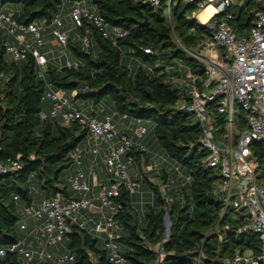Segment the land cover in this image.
Returning <instances> with one entry per match:
<instances>
[{
    "label": "trees",
    "instance_id": "1",
    "mask_svg": "<svg viewBox=\"0 0 264 264\" xmlns=\"http://www.w3.org/2000/svg\"><path fill=\"white\" fill-rule=\"evenodd\" d=\"M0 1L4 7H11L19 23H45L47 27L56 16L65 18L77 4H90L111 27L128 33L114 45L98 29L85 24L70 35L67 47L77 67H68L65 59L60 65L52 60L43 77L38 75L32 54L22 62L10 59L0 33V163L8 169L14 163L21 166L0 177V248L10 247L24 236L20 232L21 210L34 203L35 187L44 199L57 195L69 198L64 175L73 169V155L89 142L88 131L79 123L65 128L60 119L51 117L52 106L47 113L46 104L52 102L45 97L53 91L69 96L76 93V99L112 108L113 113L141 120L147 127L149 122L154 123L155 137L147 147L149 152L131 153L143 174L142 179L138 174L137 182L144 198L131 196L124 188L115 199L121 223L116 243L128 264H197L198 259L200 264H226L235 261L238 254L260 255L257 236L238 232L248 222L246 215L233 210L224 213L225 204L216 194L222 176L219 170L206 167L202 130L191 115L177 109L188 94L172 83V75L167 72L181 61L194 74L203 75L202 66L179 46L193 50L211 36L195 19L196 5L178 1L166 13L165 7L154 8L140 0ZM263 10L255 0H246L233 9L231 26L237 38L248 36ZM86 33L88 49L79 40ZM125 55L135 58V73L124 60ZM44 113L46 118H42ZM152 148L176 170L159 176L165 185L176 179L173 190L166 194L143 170L151 163ZM252 162L263 180L261 144L253 145ZM166 216L171 222L168 237ZM90 228L73 227L64 250L75 257L74 264H112L104 243L93 237ZM0 264L22 262L9 254L0 259Z\"/></svg>",
    "mask_w": 264,
    "mask_h": 264
},
{
    "label": "built area",
    "instance_id": "2",
    "mask_svg": "<svg viewBox=\"0 0 264 264\" xmlns=\"http://www.w3.org/2000/svg\"><path fill=\"white\" fill-rule=\"evenodd\" d=\"M140 1L154 8L165 7L168 11L178 1L196 5V21L211 33L193 50L179 45L188 58L202 66L203 75L194 74L183 62L167 72L172 75V83L188 94L177 109L191 115L200 126L201 145L207 151L206 167L219 170L222 176L216 194L225 204L224 213L233 210L245 214L248 222L238 232L253 233L261 246L258 257L247 252L238 254L235 261L226 264H264V179H259L257 166L252 162L253 145L261 144L264 150V10L257 14L248 36L237 38L231 26L235 20L233 9L246 0ZM255 2L264 8V0ZM208 8L214 13L205 22L200 21V14ZM85 24L98 29L114 45L128 35L120 28L111 27L102 16L82 4H77L65 18L56 16L52 25L47 27L45 23H19L0 1V33L5 37L7 54L14 62L25 61L32 54L40 77L49 63L57 59L55 56L50 59L49 54H42L35 48L34 44L40 48L45 45L42 33L51 31L61 48L58 58L66 59V65L75 68L77 63L69 59L68 42L70 35ZM87 33L79 39L85 49L90 47ZM28 36L33 37V43L27 41ZM45 99L52 102L51 117L60 119L63 127L79 123L88 131V147L73 155L74 171L67 178L69 198L57 195L43 199L38 206L23 207L20 232L24 236L10 247L0 248V259L12 254L20 258L22 264H74L75 257L64 250V242L73 227L85 230L89 223H93L92 235L104 243L109 262L128 264L116 243L121 223L117 218L120 207L115 199L124 188L131 196L140 189L128 169L135 160L131 155L133 150L149 152L143 143L149 133L148 127L136 120L132 136L120 135L111 117L103 120L90 117L76 109L60 92L50 91ZM42 118L46 115L42 114ZM102 144L106 146V155L100 163L99 158L104 152ZM90 155L94 159L86 161ZM20 168L18 163H14L11 169L0 163V177ZM100 168L110 180L108 187L99 182ZM97 187L99 191L95 194ZM93 209L100 217L97 221L86 219L84 215ZM200 262L198 259L197 264Z\"/></svg>",
    "mask_w": 264,
    "mask_h": 264
},
{
    "label": "crops",
    "instance_id": "3",
    "mask_svg": "<svg viewBox=\"0 0 264 264\" xmlns=\"http://www.w3.org/2000/svg\"><path fill=\"white\" fill-rule=\"evenodd\" d=\"M48 31H50V30H47L45 32L47 33ZM49 36H51L52 40L55 41V43L59 47V52H60L61 48L58 45V43L56 42V40L52 37L51 34ZM31 38H32V41L30 42ZM27 41H29L30 43H33V37L32 36H28L27 37ZM50 46H51L50 44L47 45V47H50ZM52 52L54 53V51L51 50V48H50V49H46L45 52H41V53L45 54V55L49 54L50 59H53L55 53L53 55H51ZM69 59L71 61H73V62H76L75 59H73V57L70 54H69ZM64 61L66 62V59ZM52 62H54V60ZM60 62L61 61H59V62L56 61V63L59 64V65H60ZM60 95H64L65 98H67L70 101V103L76 109L84 112L85 114H87L90 117H97V118H99L101 120L105 119L106 117H111L113 119V122L116 125L117 131H118V133L120 135L132 136V130H133V128L135 126V123H136L135 120L130 119V118H126V117H122V116L117 115L116 113H113L112 108L106 109L102 105H99V106L91 105V102H85V103L82 104V106H80L81 102H78L79 98L76 99V97H77L76 93H73L71 96H69V95H65L63 92H60ZM51 106H52V104L50 102H48L46 104L47 113L50 111ZM80 107H82V108H80ZM143 143L148 148H150L152 140L147 138ZM87 147H88V143L86 144V146L83 149L86 150ZM150 154H151V158L152 159H151L150 165L147 168L148 170H154V168L156 169L159 164L163 165L165 168H167L168 165H171V164H169L166 161V159L163 157V155L158 150H156L155 148L151 149ZM105 155H106V153H105V150H104V152H103V154H102V156L100 158L103 160ZM153 156H154V158H153ZM100 158H99V162H100ZM85 160L87 161L88 159L86 158ZM73 171H74V169H72L68 173L67 178L73 173ZM98 175H99V182L102 185H104L105 187H108L110 185V180L104 174L103 169L100 168L98 170ZM131 178H133L135 181H137V179L139 178L138 174L136 173L134 168H132V176H131ZM175 180H176L175 178H172L170 181L174 182ZM139 184H140V189H139L138 193L136 194V196L138 195V197H141V199H143L144 196L142 194L143 193L142 186H141V183H139ZM35 191H36V194H35L36 196H35V201H34L33 204L38 206L41 203V201L44 199V196L41 193H39V189L37 187H35ZM98 191H99V188L97 187L94 190V193L97 194ZM63 198H65V197L63 196ZM65 199H67V198H65ZM84 215H85L86 219H94L95 221L99 220V218H100L99 215L96 213V209H93L91 213H84ZM88 226L91 227L90 229L92 230L93 223H89Z\"/></svg>",
    "mask_w": 264,
    "mask_h": 264
},
{
    "label": "rangeland",
    "instance_id": "4",
    "mask_svg": "<svg viewBox=\"0 0 264 264\" xmlns=\"http://www.w3.org/2000/svg\"><path fill=\"white\" fill-rule=\"evenodd\" d=\"M87 9H89V10H91L92 12H95V9H94V7L92 6V5H90V4H88V5H86L85 6ZM6 8H8L9 10H11V7L9 6V5H6ZM166 13H168V9H166ZM51 34V31H48L47 33L46 32H43L42 33V39H43V41H44V43H45V46H43L42 48H40V47H38V45L37 44H34L35 45V48L37 49V50H39L40 52H45L46 51V49H50L51 48V50H53L54 51V56L57 58L56 59V61L57 62H59V61H61L62 59H59L58 58V56H59V47L57 46V44L55 43V41H53L52 40V38H51V36H49ZM32 41V38H31V40H30V42ZM48 44H50L51 46L50 47H47V45ZM134 57H132V56H124V60L128 63V66L130 67V69H132V71L135 73L136 72V69H137V65H136V63L134 62ZM182 62L181 61H176L175 62V66L174 67H171V69H175V67L176 66H180V65H182L181 64ZM78 102H81L80 103V106H82V104L83 103H85V102H87V101H85V100H82V99H79L78 100ZM91 105H93L92 103H91ZM90 107V106H89ZM80 108H82V107H80ZM147 122V121H146ZM147 124V123H146ZM153 122H149V126H148V129H149V134H148V136H147V138H149L150 140H152V139H154V134H153ZM101 149L102 150H105L106 149V146L104 145V144H102L101 145ZM94 159V157L93 156H88L87 157V159ZM153 158H154V156H153ZM102 161V159L100 158V162ZM150 165V164H149ZM148 165V166H149ZM148 166H146V167H143V170L145 171V173H146V175H147V177H148V179H149V181L151 182V183H154L155 185H157L159 188H160V190H161V192L163 193V194H166L169 190H173V188H174V183L171 181V183L170 184H168V185H165V184H163L162 182H161V180H160V178H159V176L161 175V173H163V172H172V173H176V170L174 169V167L173 166H171V165H168V167L167 168H165L163 165H158L157 166V168L155 169L154 168V170H148L147 168H148ZM132 168H134L135 169V171H136V173L137 174H140V178L142 179L143 178V174H142V172L140 171V168H139V166H138V164L137 163H133L132 165H130L129 166V169H128V172H129V174H130V176H132ZM151 173V174H150ZM67 176H68V173H66L65 175H64V178H67ZM181 177L180 176H178V179H180ZM179 181V180H178ZM176 182V181H175ZM34 194H36V191H35V188H34ZM167 198H168V196H167ZM220 201L222 200V198H218ZM170 201V200H169Z\"/></svg>",
    "mask_w": 264,
    "mask_h": 264
},
{
    "label": "bare ground",
    "instance_id": "5",
    "mask_svg": "<svg viewBox=\"0 0 264 264\" xmlns=\"http://www.w3.org/2000/svg\"><path fill=\"white\" fill-rule=\"evenodd\" d=\"M212 13H214L212 8H208L206 11H204L203 13L200 14L199 16V20L202 22H205L207 20V18L212 15Z\"/></svg>",
    "mask_w": 264,
    "mask_h": 264
},
{
    "label": "water",
    "instance_id": "6",
    "mask_svg": "<svg viewBox=\"0 0 264 264\" xmlns=\"http://www.w3.org/2000/svg\"><path fill=\"white\" fill-rule=\"evenodd\" d=\"M165 225H166V229H167V237L170 234V227H171V222L168 216H166L165 218Z\"/></svg>",
    "mask_w": 264,
    "mask_h": 264
}]
</instances>
